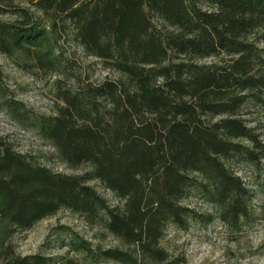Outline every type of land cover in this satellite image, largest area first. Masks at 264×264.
<instances>
[{
	"label": "trees",
	"instance_id": "obj_1",
	"mask_svg": "<svg viewBox=\"0 0 264 264\" xmlns=\"http://www.w3.org/2000/svg\"><path fill=\"white\" fill-rule=\"evenodd\" d=\"M3 13L12 16L0 18V52L63 75L57 110L33 113L31 125L67 166L87 169L55 170L0 134V264H78L68 254L19 253L12 241L61 207L119 240L101 247L71 236L68 250L91 264H184L161 243L168 223L242 224L252 189L227 161L264 158L244 115L247 102L264 101V0H0ZM67 42L114 75L77 69ZM192 190L217 214L187 204Z\"/></svg>",
	"mask_w": 264,
	"mask_h": 264
},
{
	"label": "rangeland",
	"instance_id": "obj_2",
	"mask_svg": "<svg viewBox=\"0 0 264 264\" xmlns=\"http://www.w3.org/2000/svg\"><path fill=\"white\" fill-rule=\"evenodd\" d=\"M10 16L12 15L9 13L0 14V18ZM67 46L77 61L76 68L86 71L92 79H100L105 74L114 75L96 57L85 54L81 47L69 42ZM0 65V134L12 141L18 150L33 154L39 161L55 170L67 173H81L86 170V164L69 167L62 162L50 142L43 139L31 125L32 117L29 118L33 113L51 114L57 110L60 99L56 95L55 78L63 75L44 72L38 68L27 70L2 52ZM5 98H15L23 103L16 104V108L12 109L5 103ZM18 110L27 118L19 117ZM244 115L264 140V101L247 102ZM227 162L252 189L250 213L239 227L227 224L217 216L210 221L191 218L186 228L168 223L161 243L170 253L183 254L184 264H264V158L258 165L244 160ZM89 182L110 203L119 202L113 192L102 186L98 180ZM185 200L202 213L218 212L197 190H192ZM75 233L101 247L121 245L106 228L87 223L66 207L59 208L28 229L18 230L12 241L16 250L22 254H68L75 256L78 264H91L82 252L68 250L65 242ZM102 264L123 263L108 259L102 260Z\"/></svg>",
	"mask_w": 264,
	"mask_h": 264
}]
</instances>
